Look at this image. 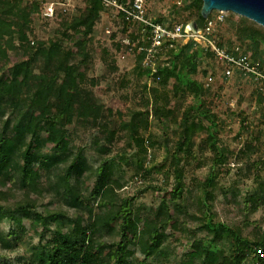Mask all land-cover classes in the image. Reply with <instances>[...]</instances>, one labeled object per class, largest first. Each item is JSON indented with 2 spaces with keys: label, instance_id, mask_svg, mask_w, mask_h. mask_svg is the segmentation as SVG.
<instances>
[{
  "label": "trees",
  "instance_id": "trees-1",
  "mask_svg": "<svg viewBox=\"0 0 264 264\" xmlns=\"http://www.w3.org/2000/svg\"><path fill=\"white\" fill-rule=\"evenodd\" d=\"M193 1L198 7V13L190 24L196 22L203 26L206 22L201 15L203 0ZM85 3L86 7L80 14L65 21L66 27L80 28L83 35L88 36L95 31L98 20L103 17L105 25L115 26L123 31L124 39L138 44L144 43L138 23L127 21L120 14L110 13L113 10L105 7L101 0H85ZM178 3L181 4L179 1ZM38 9V2L24 5L23 0H0V56H5L8 49H22L21 47L24 50L29 48L28 53L32 55L30 60H22L14 66L8 79L0 76V201H11L8 206L0 204V222L8 219L23 229V220L31 218L32 227L39 235L40 242L32 245L31 253L22 260V264H136L138 262L131 258V243L136 244L144 255L138 264H145L148 258L163 248L168 236L167 228H179V218L175 212L183 211L181 201L185 188L182 174L176 172L177 183L169 192L170 197L164 195L153 212L143 213L139 208H134V198L120 197L118 194L117 191L124 187V183L115 175L116 167L113 161L105 159L92 170L84 150L70 148L69 125L75 121L96 126L99 137H103L108 147L113 143L118 131L110 127L107 121L109 116L103 106L97 104L93 93L80 86H74L73 77L80 71L79 62L72 60L70 50L64 49L57 40H52L47 46L43 41L35 44L34 40L29 39L30 15ZM147 16L169 26L177 23L154 16L148 9ZM225 21L226 17L216 25L218 41L221 44H240L252 62L264 71V63L259 56L264 39V26L242 17V24L237 27L238 38L225 40L220 28ZM246 21H249L247 25ZM249 41H253V46L248 45ZM26 42H30L31 46H27ZM79 45L84 47L83 39L79 41ZM126 47L131 46L126 44ZM132 51L135 54V68L145 78L146 88L153 92L161 85L172 84L175 93L186 92L201 103L206 94L217 91L213 82L214 73L207 68L200 76L198 62V59L205 56H214L210 50L195 47L193 41H177L174 48L163 53L168 64L161 67V80L155 86H149L147 82L150 74L149 68L143 65L144 52L136 47H133ZM38 59H43L44 67L41 73L34 76L37 79L36 89L31 92L29 72L24 71V68ZM216 62L219 64L220 75L227 78L224 74L225 65L217 60ZM232 77L251 81L238 70L234 71ZM254 93L256 102L264 105V91L255 86ZM155 97L157 98L156 95ZM50 99L56 102L54 111L48 108ZM194 108L192 103L182 112L180 126L183 136L197 128H206L203 124L191 120ZM156 110L159 111L160 118L172 114L170 109L163 106L156 105ZM208 111L210 112L206 108L200 112L211 120L212 115ZM145 113L149 115V110ZM135 118L136 115H133V119L123 122L122 127L125 129L129 124L135 123ZM147 120L145 118V121ZM212 121V124H215V120ZM247 123L245 119L241 126L248 129ZM184 139L176 144L178 154L185 150ZM208 139L211 148L218 149L213 133L209 134ZM135 145L138 149H144V138L136 136ZM255 145V141H244L242 153H250ZM97 148L101 149L99 146ZM227 161L224 153L216 158L217 165ZM253 164L260 169L264 160L260 164ZM88 172L95 174V181L90 195H85L82 179ZM215 177V173L209 176L205 187L212 186ZM46 179L52 182L46 185ZM16 187L21 191V196L12 200L16 195ZM52 191L63 199L68 208L74 209L76 214L71 215L66 209L37 210L31 201V194L53 195ZM92 198H99L97 208L94 207ZM246 202L256 209L264 203V183H261L258 192L248 195ZM207 207L208 209L202 210L205 214L204 222L199 227L208 229L212 237L206 240L195 239L187 258L181 263L245 264L247 256L253 253L255 264H264V236L255 234L254 238L250 239L243 235L240 228H232L222 221L215 222L208 205ZM85 208H89L87 218L78 212ZM49 223L54 224L55 228L53 236L45 239ZM38 226H43V230L40 231ZM15 232L13 230L5 235L0 230V242L4 249L16 248L20 236L11 238ZM106 233L117 235L118 240L101 239V235ZM226 239H233L228 252L218 245Z\"/></svg>",
  "mask_w": 264,
  "mask_h": 264
},
{
  "label": "rangeland",
  "instance_id": "rangeland-1",
  "mask_svg": "<svg viewBox=\"0 0 264 264\" xmlns=\"http://www.w3.org/2000/svg\"><path fill=\"white\" fill-rule=\"evenodd\" d=\"M50 1L55 2L57 10L54 16L46 17L43 10ZM36 2L39 3V9L30 15L29 39L34 40L35 44L43 41L47 46L52 40H57L64 49L70 50L72 60L79 62L80 72L73 77L74 86L93 93L97 104L103 106L109 116L107 121L110 127L118 131L108 147L103 137H99L96 126L75 121L69 125L70 148L83 149L92 170L105 159L113 161L115 175L124 183L118 194L120 197L134 198V208H139L143 213L153 212L164 195L169 198V192L177 183L176 172L182 174L185 188L181 201L183 211L175 212L179 218V228H167L168 236L163 248L148 258L145 264H182L195 239L211 238L208 229L199 227L204 222L202 210L208 209L207 205L215 222L222 221L232 228H240L243 235L250 239L255 234L264 236V203L256 209L246 202L248 195L258 192L261 183H264V164L260 169L253 164H260L264 160V105L256 102L253 82L235 77L224 78L219 73L215 58L205 56L198 59L200 76L203 70H212L217 91L206 94L203 102L199 103L183 91L175 93L172 84L161 85L153 92L146 88L145 78L135 68V54L122 41L125 37L120 28L105 25L103 17L98 20L95 31L88 36H84L80 28L66 27L65 21L77 16L86 7L85 0H23L24 5ZM145 4L154 16L187 25L193 22L198 13L193 0H145ZM110 13L115 14L114 11ZM210 15L213 17V11ZM225 17L226 21L220 25L223 38L236 40L239 35L237 27L242 24L244 16L225 11ZM107 28H111L112 33H107ZM82 39L84 47L79 45ZM15 42L18 44V39ZM252 42L248 43L250 47L253 46ZM29 43L26 42V45L31 46ZM21 48L8 49L5 56H0V76L8 79L14 66L32 58L28 53L29 48ZM259 51L264 63V39ZM43 67V59H38L24 68V71L29 72L31 92L36 89L37 79L34 76L41 73ZM192 103L195 108L191 112V120L206 128H197L183 136L180 126L182 112ZM48 104L50 111L56 109L54 100L50 99ZM156 105L170 109L172 114L160 118ZM206 108L210 110L211 120L200 112ZM147 110L149 115L145 113ZM133 115H136L135 123L124 129L122 123L131 121ZM145 118L148 120L145 121ZM243 118L248 122V129L241 126L245 120ZM212 120H215V124H212ZM210 133L216 137V150L210 146ZM136 136L144 138V149H138L135 145ZM182 139L185 141V150L178 154L176 144ZM244 141H255L257 145L250 153H242ZM97 146L101 149L98 150ZM221 153L225 154L228 161L217 165L216 158ZM214 173V184L205 187L207 178ZM48 181H44L46 185L52 182ZM94 181L95 174L90 172L82 179L85 195H90ZM15 192L12 200L21 196L18 188ZM98 199L92 198L95 208L98 207ZM31 201L39 211L66 209L69 214H76L55 192L45 196L32 193ZM0 204L8 206L11 201H0ZM88 210L85 208L78 212L87 218ZM22 223L23 229L8 219L0 222V230L5 235L14 230L16 232L11 238L20 236L16 248L11 250L4 249L0 242V264H22V260L31 253L32 245L40 242L31 218H25ZM47 228L45 239L53 236L55 225L49 223ZM38 229L42 231L43 226H38ZM101 239L118 240V236L106 233L101 235ZM232 240L220 241L218 245L228 252ZM129 249L133 252V261L139 263L144 258L136 244L131 243ZM245 264H255L253 253L247 256Z\"/></svg>",
  "mask_w": 264,
  "mask_h": 264
},
{
  "label": "built area",
  "instance_id": "built-area-1",
  "mask_svg": "<svg viewBox=\"0 0 264 264\" xmlns=\"http://www.w3.org/2000/svg\"><path fill=\"white\" fill-rule=\"evenodd\" d=\"M103 5L112 9L116 15H122L127 21L138 23L141 26L143 42H131L123 39V42L130 45V50L136 47L144 52L143 65L149 68L147 79L149 86L158 85L161 80L160 69L164 64H168L163 53L174 48L177 41L183 43L193 41L195 47H203L210 50L214 58L225 65L224 74L231 78L235 70H238L245 77L249 78L259 90L264 91V71L250 59L242 46L238 43L221 44L218 41L216 25L225 18V11L213 10V17L208 16L203 26L194 29L192 24L175 23L169 26L165 23L155 21L147 16L145 0H101ZM62 4V3H61ZM56 6L54 1L45 4L43 15L52 17L55 14ZM107 33H112L111 28H107ZM234 105V102L231 103Z\"/></svg>",
  "mask_w": 264,
  "mask_h": 264
},
{
  "label": "water",
  "instance_id": "water-1",
  "mask_svg": "<svg viewBox=\"0 0 264 264\" xmlns=\"http://www.w3.org/2000/svg\"><path fill=\"white\" fill-rule=\"evenodd\" d=\"M216 9L235 12L264 26V0H203L201 15L207 19ZM192 25L199 28L196 22Z\"/></svg>",
  "mask_w": 264,
  "mask_h": 264
}]
</instances>
